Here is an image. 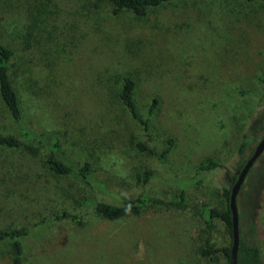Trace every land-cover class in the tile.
Wrapping results in <instances>:
<instances>
[{"label": "rangeland", "instance_id": "374dc122", "mask_svg": "<svg viewBox=\"0 0 264 264\" xmlns=\"http://www.w3.org/2000/svg\"><path fill=\"white\" fill-rule=\"evenodd\" d=\"M0 32L15 50L26 124L58 137L65 162L90 160L102 184L53 173L43 154L0 148V229L29 228L24 264H227L200 248L230 246L228 225L220 217L208 225L206 212L225 210L222 189L264 135V3L174 1L138 16L114 13L108 0H0ZM126 77L149 137L119 97ZM0 130H17L1 99ZM168 138L175 144L164 164L138 149L161 151ZM210 157L221 166L197 170ZM141 194L147 207L116 220L80 205L88 196L122 204ZM237 210L241 236L259 245L264 262V151ZM10 259L0 246V264Z\"/></svg>", "mask_w": 264, "mask_h": 264}, {"label": "trees", "instance_id": "16d2710c", "mask_svg": "<svg viewBox=\"0 0 264 264\" xmlns=\"http://www.w3.org/2000/svg\"><path fill=\"white\" fill-rule=\"evenodd\" d=\"M114 8V13L121 10H129L135 15L143 16L150 9L159 8L163 5L174 1L186 0H108ZM202 1V0H200ZM246 2L264 3V0H244ZM33 41V29L28 28L23 46L25 49L31 46ZM15 50L9 46L3 34L0 32V99L7 109L12 121L15 123L17 130L15 133H4L0 130V148H9L21 150L24 153L35 156L43 154L44 161L47 167L57 175H66L77 178L86 187L93 189L101 187V183L95 179L93 175V164L90 160H84L78 165H72L58 157L60 149V141L58 137L49 138L42 133H38L29 128L26 124L25 111L22 106V101L18 89L13 81L14 74ZM136 83L126 77L120 91V99L132 117L143 126L146 135L149 137V117H143L135 98ZM157 107V100L154 99L148 110V115L151 116ZM175 140L168 138L166 146L163 150L157 151L153 146L144 143H138V149L146 152L149 155L155 156L161 164L165 160L174 147ZM246 143H243L240 148V153H244ZM221 166V163L213 157L199 163L197 170H211ZM152 175V171L145 170L143 172V181L147 183ZM237 175H230L231 186L222 189V195L226 203V208L223 212H217L213 209L207 210V223L211 226L214 217H220L224 221L231 233L230 246L216 250L209 246L200 248V253L204 256H212L216 252L226 257L227 264H230L231 245H232V227H231V211L229 208V197L233 183ZM150 197L144 194L137 197L125 200L122 204H109L103 201L92 200L84 197L81 201L82 207L93 206L94 212L102 218L116 220L130 214H139L149 204ZM59 218H66L71 221H76L79 216L68 212L61 211ZM30 233L28 227H16L11 229H0V246H7L11 253V259L8 264H24L25 254V239ZM237 264H264L262 252L258 244L248 243L240 234V242L237 253Z\"/></svg>", "mask_w": 264, "mask_h": 264}, {"label": "water", "instance_id": "95a60500", "mask_svg": "<svg viewBox=\"0 0 264 264\" xmlns=\"http://www.w3.org/2000/svg\"><path fill=\"white\" fill-rule=\"evenodd\" d=\"M264 151V135L260 141L256 144L252 154L248 157L233 183L229 197V208L231 211V227H232V245H231V256L230 264H237V253L240 242V229H239V217L237 210V196L240 188L255 161Z\"/></svg>", "mask_w": 264, "mask_h": 264}, {"label": "flooded vegetation", "instance_id": "af4514ba", "mask_svg": "<svg viewBox=\"0 0 264 264\" xmlns=\"http://www.w3.org/2000/svg\"><path fill=\"white\" fill-rule=\"evenodd\" d=\"M253 152V151H252ZM252 154V153H251ZM248 159V158H247Z\"/></svg>", "mask_w": 264, "mask_h": 264}]
</instances>
